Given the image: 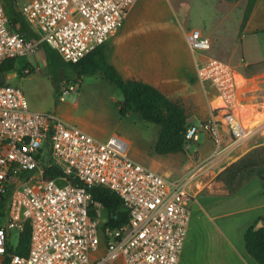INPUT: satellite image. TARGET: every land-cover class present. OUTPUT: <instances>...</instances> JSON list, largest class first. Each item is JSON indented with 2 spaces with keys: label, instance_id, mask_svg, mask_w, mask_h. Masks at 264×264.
<instances>
[{
  "label": "built area",
  "instance_id": "2783aa9c",
  "mask_svg": "<svg viewBox=\"0 0 264 264\" xmlns=\"http://www.w3.org/2000/svg\"><path fill=\"white\" fill-rule=\"evenodd\" d=\"M137 2L31 0L22 15L37 38H28L11 25L0 0V66L35 56L43 44L64 63L76 64L109 41ZM187 41L195 53L207 55L212 48L198 29ZM197 78L218 92L222 116L189 126L186 150L203 132L218 148L221 124L236 141L250 138L253 133L235 111L244 89L236 69L207 56ZM7 83L0 84V264H180L192 219L194 176L170 180L134 161L123 137L104 142L55 113L32 112L22 90ZM69 90L77 91L73 85ZM98 187L120 197L127 224H108V213L92 195ZM27 229L28 250L20 255Z\"/></svg>",
  "mask_w": 264,
  "mask_h": 264
},
{
  "label": "crops",
  "instance_id": "0c3cea01",
  "mask_svg": "<svg viewBox=\"0 0 264 264\" xmlns=\"http://www.w3.org/2000/svg\"><path fill=\"white\" fill-rule=\"evenodd\" d=\"M247 3L248 0H138L123 26L107 42V59L125 80L150 84L172 101L179 102L186 111L189 126L221 118L222 110L219 107L222 105L218 104L222 101L218 92L209 83L197 78V68L207 56L226 62L236 69L244 83L235 110L239 121L243 125L244 122H253V125L244 127L264 135V0H258L242 28ZM5 9L11 22L13 18L9 16L6 6ZM12 26L19 30V25ZM194 29L211 39L212 48L207 55L191 50L187 38ZM114 38L115 43L111 45ZM164 59L170 61L168 66L161 62ZM17 65L16 60L15 69ZM36 65L43 67L37 54L20 60L19 70L23 73L31 67L34 71ZM14 71L6 75L5 82L11 78L10 75L17 76ZM220 134L222 144L227 143L222 151L239 148L240 141L234 140L225 125H220ZM227 137L234 142L229 143ZM194 146L193 154H190V149L180 154L158 155L150 168L159 173L163 171V175L170 177L172 172L167 167H183L186 173L180 179L187 173L195 177L194 171H189V167L193 166L192 160L198 163L196 156L202 159L211 155L217 146L213 137L206 132L201 134ZM249 149H237L234 152L235 160ZM261 208L264 209V204ZM255 209L257 207L250 204L242 210L215 211L217 214L210 216L211 222L203 223L198 229L200 236L195 241V247L196 254L200 250V255H197L201 258L200 264H258L247 254L243 239L247 228L264 216V212L257 216L249 214ZM205 211L209 212L208 209ZM193 233L191 219L180 264L187 263ZM208 244L213 253L205 254L203 249Z\"/></svg>",
  "mask_w": 264,
  "mask_h": 264
},
{
  "label": "rangeland",
  "instance_id": "374dc122",
  "mask_svg": "<svg viewBox=\"0 0 264 264\" xmlns=\"http://www.w3.org/2000/svg\"><path fill=\"white\" fill-rule=\"evenodd\" d=\"M29 1L11 2L5 0L4 4L9 16L13 18L14 10L22 15V7ZM113 43H115V38L111 45ZM37 56L43 67L36 65L31 74L25 75L19 70L20 60H18L14 71L17 76L10 75L11 78L7 81V84L22 90L32 112L55 113L68 124L74 125L104 142L114 135L123 137L130 143V157L136 162L151 167L156 160L155 157H158L155 153V145L160 133L158 125L145 122L138 113L122 116L116 107L117 103L123 101L122 92L102 75L84 76L81 80H77L78 83L72 78L68 83L63 76L64 72H60L61 75L51 72L42 49H39ZM161 62L165 66L170 63L168 59ZM62 69L67 70L65 67ZM55 85L60 86L62 90V97L59 101L56 99ZM72 85L76 88V92L67 91ZM218 105H222V102H219ZM244 125L251 126L253 122H244ZM227 138L229 143L234 142L233 139ZM226 144V142L222 144L220 150L215 147V151L211 155L208 154L202 159L196 156L195 160L198 163L188 158L193 162L189 171L193 170L195 174L189 186L190 193L195 197V205L192 209L193 245L186 264H200L201 258L197 257L200 255V250L196 254L195 247V241L200 236L198 229L203 223L211 222L210 216L217 214L215 211L229 212L237 208L242 210L252 204L257 209L249 214L257 216L264 212V209L261 208L264 204V184L257 175L253 172L236 175L227 173L229 167L251 154L261 158L259 164L264 160V135L257 131L247 140L238 143L239 148L237 146L224 152L222 149ZM247 147L250 149L244 150L245 154L235 160L234 152L237 149H247ZM195 148L196 146H191L190 154L194 153ZM167 170L172 172L171 177L168 176L170 180L180 179L186 173L183 167H167ZM161 173L164 174L163 171ZM206 209L209 212H206ZM18 242V236L14 234L13 247H16ZM203 250L205 254L213 253L210 252L209 244ZM120 264H124V262L120 261Z\"/></svg>",
  "mask_w": 264,
  "mask_h": 264
},
{
  "label": "trees",
  "instance_id": "16d2710c",
  "mask_svg": "<svg viewBox=\"0 0 264 264\" xmlns=\"http://www.w3.org/2000/svg\"><path fill=\"white\" fill-rule=\"evenodd\" d=\"M15 2L16 0H10ZM236 2L238 0H225ZM258 0H248L245 10L243 26L246 25L253 13ZM14 12H16L14 10ZM12 25H19V32L28 37L36 38L30 26L22 16L16 12L11 21ZM47 60V65L55 75L63 76L70 83L73 78L76 83L84 76L102 75L108 82L121 90L123 101L116 104L122 116L138 113L142 119L160 128L159 137L155 145V153L159 156L180 154L186 151L188 140L186 138L188 117L184 107L172 101L154 86L137 81L125 80L117 69L111 65L106 56V44L98 47L76 64L64 63L59 55L47 45L41 46ZM16 60H9L0 66V84L6 80V75L15 70ZM65 67L67 70H63ZM52 73V74H53ZM67 91L70 92L68 89ZM56 99L62 97L61 87L55 85ZM258 156L251 154L245 159L233 164L227 169L230 175L253 172L264 184V160L259 164ZM95 202L102 205L108 213V224L112 227H121L128 223L129 213L124 210L123 202L114 192L98 187L92 190ZM244 245L246 252L258 264H264V216L255 220L244 233ZM30 241V232L27 229L21 236L18 253L26 255Z\"/></svg>",
  "mask_w": 264,
  "mask_h": 264
},
{
  "label": "bare ground",
  "instance_id": "6f19581e",
  "mask_svg": "<svg viewBox=\"0 0 264 264\" xmlns=\"http://www.w3.org/2000/svg\"><path fill=\"white\" fill-rule=\"evenodd\" d=\"M244 126V125H243ZM249 131V128L247 129ZM256 130H252L251 132L254 133ZM250 132V131H249ZM171 173H169L170 175ZM171 177V176H170Z\"/></svg>",
  "mask_w": 264,
  "mask_h": 264
}]
</instances>
